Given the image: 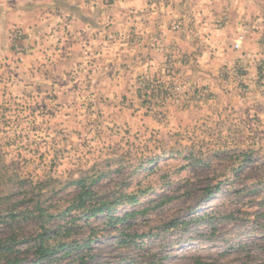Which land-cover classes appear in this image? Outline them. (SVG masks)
<instances>
[{"label": "rangeland", "instance_id": "obj_1", "mask_svg": "<svg viewBox=\"0 0 264 264\" xmlns=\"http://www.w3.org/2000/svg\"><path fill=\"white\" fill-rule=\"evenodd\" d=\"M82 1L101 9L86 29L0 39V237L35 233L31 208L9 218L30 199L53 214L47 226L70 220L60 208L81 180L93 202L118 203L112 216L135 212L116 224L77 215L86 264H264V58L244 89L238 68L228 79L211 65L192 15L153 29L166 0L143 3L155 15L137 32L130 0ZM32 242L18 246L19 264H39Z\"/></svg>", "mask_w": 264, "mask_h": 264}, {"label": "crops", "instance_id": "obj_2", "mask_svg": "<svg viewBox=\"0 0 264 264\" xmlns=\"http://www.w3.org/2000/svg\"><path fill=\"white\" fill-rule=\"evenodd\" d=\"M191 1L192 6L186 4L187 0L160 2L159 11L163 14L158 12L154 16L157 17V26L153 29H163L159 25V18L169 20L173 15V21L181 22L184 16L192 15V28L198 33H206L199 37L205 45L213 48L211 65L224 66L225 78L228 79L235 78L231 73L233 67L238 68L237 76L245 81L241 86L247 89L252 84L251 77L254 73L250 64L264 58V0H202L203 4L199 0ZM130 3L131 14H128V18L131 30L142 31L139 17L145 19V15H155V12L149 8L142 10L143 3L146 5L148 0H130ZM88 6L82 0H0V39L7 38L16 29L32 38L56 24L86 29L92 26L90 15L98 19L101 11L96 6L95 12H88ZM169 13L172 15L166 16ZM174 17H179V20ZM70 19H73V24L69 23ZM146 28L143 26V30ZM180 35L183 42L185 37H189L188 31ZM205 83L213 86L211 80Z\"/></svg>", "mask_w": 264, "mask_h": 264}, {"label": "trees", "instance_id": "obj_3", "mask_svg": "<svg viewBox=\"0 0 264 264\" xmlns=\"http://www.w3.org/2000/svg\"><path fill=\"white\" fill-rule=\"evenodd\" d=\"M79 185V191L74 195L68 206L63 207L60 212L61 216L71 214V219L66 220L64 223L56 226L49 227L48 219L53 214H47L45 207L36 200L30 199V205H26L23 210H17L16 208H10L9 218L14 219L18 216L30 212V208L35 215L37 226L35 233H32L29 237H24L17 230H13L6 236L0 237V264H19L21 261L20 251L18 247L25 240H33L30 247L33 248L36 255V262L39 264H59L58 254L72 256L60 264H86L87 259L84 253L77 252L78 248L88 246L90 236L85 239L72 238L71 231L75 225V218L78 214H82L84 217L89 218L97 216L98 214H105L109 216V220H114L113 224H116L119 220H122L126 216H131L135 212L125 213L121 216H112V209L116 207L117 202L109 200V198H99L97 202H93L92 191L86 186L82 185L81 180H77ZM134 199V196H130ZM130 203V202H129ZM15 205V204H13ZM29 206V207H28ZM27 207V208H26ZM178 220H173L172 223H176ZM127 239L129 234H125ZM130 240L132 237H129ZM128 238V239H129ZM29 247V246H28ZM64 251V252H62ZM61 257V256H60Z\"/></svg>", "mask_w": 264, "mask_h": 264}, {"label": "built area", "instance_id": "obj_4", "mask_svg": "<svg viewBox=\"0 0 264 264\" xmlns=\"http://www.w3.org/2000/svg\"><path fill=\"white\" fill-rule=\"evenodd\" d=\"M174 28H177V25L173 26ZM263 62H260L259 64L261 65L260 67V86L261 88L264 90V64H262Z\"/></svg>", "mask_w": 264, "mask_h": 264}]
</instances>
